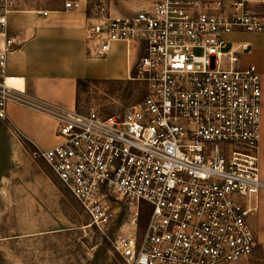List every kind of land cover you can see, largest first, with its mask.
Here are the masks:
<instances>
[{
    "label": "built area",
    "instance_id": "2783aa9c",
    "mask_svg": "<svg viewBox=\"0 0 264 264\" xmlns=\"http://www.w3.org/2000/svg\"><path fill=\"white\" fill-rule=\"evenodd\" d=\"M83 3L68 0L64 9L79 11ZM15 10L16 0H0V122L11 128V103L55 120L59 143L34 154L95 229L106 230L124 214L113 243L123 263L249 259L258 247L251 218L264 189L261 83L254 66L240 65L248 46L226 48L225 39L263 34L264 0H161L133 16L114 15L104 3L96 7L86 29L91 55L104 58L118 42L140 51L133 79L144 84L145 95L114 116L34 100L20 79L6 75L8 56L24 45L7 33V15Z\"/></svg>",
    "mask_w": 264,
    "mask_h": 264
},
{
    "label": "rangeland",
    "instance_id": "374dc122",
    "mask_svg": "<svg viewBox=\"0 0 264 264\" xmlns=\"http://www.w3.org/2000/svg\"><path fill=\"white\" fill-rule=\"evenodd\" d=\"M20 1L33 3L30 6L35 8H46L51 3ZM109 1L86 0V11L94 14L96 7ZM134 74L120 83L81 87L77 111L94 109L101 116L123 115L145 95L144 84L134 80ZM40 140L38 146L43 148L50 138L43 132ZM25 142L0 122V264H124L113 249L124 214L120 212L106 230L95 229L65 187L34 154L36 150ZM144 222L142 216L140 227ZM237 264H264V246Z\"/></svg>",
    "mask_w": 264,
    "mask_h": 264
},
{
    "label": "crops",
    "instance_id": "0c3cea01",
    "mask_svg": "<svg viewBox=\"0 0 264 264\" xmlns=\"http://www.w3.org/2000/svg\"><path fill=\"white\" fill-rule=\"evenodd\" d=\"M68 0H51L46 8H35L33 3L16 0L17 10L7 15V33L24 41L23 47L8 56L6 75L20 79L27 96L55 107L73 111L78 99V81L124 82L130 80L139 47L113 43L106 57L96 58L89 52L86 29L94 14H88L86 3L79 11L64 9ZM161 0H110L107 5L114 15L133 16ZM183 3L214 0H172ZM47 12L46 16L37 14ZM226 48L246 44L240 55L242 68L254 66L261 83L260 140L258 166L264 184V33H234L226 37ZM21 87V83L19 84ZM10 127L29 142L36 151L56 146L55 120L34 108L11 103L7 109ZM43 132L49 144L39 148ZM258 247L264 246V189L258 194V210L251 218ZM254 253V252H253ZM253 255V254H252Z\"/></svg>",
    "mask_w": 264,
    "mask_h": 264
},
{
    "label": "trees",
    "instance_id": "16d2710c",
    "mask_svg": "<svg viewBox=\"0 0 264 264\" xmlns=\"http://www.w3.org/2000/svg\"><path fill=\"white\" fill-rule=\"evenodd\" d=\"M133 74H134V72L132 71L131 75H133ZM91 83H99V82L78 81L77 82L78 91H79V89L81 87H84L85 85H88V84H91ZM102 83H105V82H102ZM112 83H120V82H112ZM77 108H78V104H77V100H76V108H75L76 111H77ZM25 143H26V145H28V147L33 148L32 145L29 142L26 141Z\"/></svg>",
    "mask_w": 264,
    "mask_h": 264
},
{
    "label": "bare ground",
    "instance_id": "6f19581e",
    "mask_svg": "<svg viewBox=\"0 0 264 264\" xmlns=\"http://www.w3.org/2000/svg\"><path fill=\"white\" fill-rule=\"evenodd\" d=\"M20 83H22V82H21V81H18V85H19Z\"/></svg>",
    "mask_w": 264,
    "mask_h": 264
}]
</instances>
